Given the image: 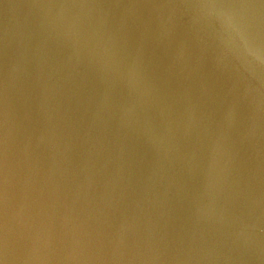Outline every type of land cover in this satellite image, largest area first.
<instances>
[{
    "label": "water",
    "instance_id": "obj_1",
    "mask_svg": "<svg viewBox=\"0 0 264 264\" xmlns=\"http://www.w3.org/2000/svg\"><path fill=\"white\" fill-rule=\"evenodd\" d=\"M0 264H264V0H0Z\"/></svg>",
    "mask_w": 264,
    "mask_h": 264
}]
</instances>
